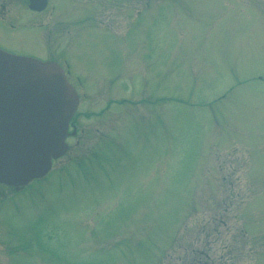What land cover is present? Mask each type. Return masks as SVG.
<instances>
[{
  "label": "rangeland",
  "instance_id": "1",
  "mask_svg": "<svg viewBox=\"0 0 264 264\" xmlns=\"http://www.w3.org/2000/svg\"><path fill=\"white\" fill-rule=\"evenodd\" d=\"M60 1L86 88L113 83L45 177L0 189V264H264V0ZM110 95L133 101L111 131Z\"/></svg>",
  "mask_w": 264,
  "mask_h": 264
},
{
  "label": "water",
  "instance_id": "2",
  "mask_svg": "<svg viewBox=\"0 0 264 264\" xmlns=\"http://www.w3.org/2000/svg\"><path fill=\"white\" fill-rule=\"evenodd\" d=\"M76 104L55 63L0 51V184L17 189L48 172Z\"/></svg>",
  "mask_w": 264,
  "mask_h": 264
},
{
  "label": "flooded vegetation",
  "instance_id": "3",
  "mask_svg": "<svg viewBox=\"0 0 264 264\" xmlns=\"http://www.w3.org/2000/svg\"><path fill=\"white\" fill-rule=\"evenodd\" d=\"M57 12L59 14L62 12L61 1L58 2V0H0V33L9 35V40L22 43V46H17L0 39V49L16 56L31 57L40 61L56 63L61 68L67 82L76 92L78 103L75 113L68 122L67 137L65 139L67 151L64 154L66 155L70 147V141L77 138L75 144H79V139L84 133L82 128L83 123L78 120V117L82 115L86 120H89V114H94L86 111L79 114L81 112L79 110L84 95L86 93L95 92V88L100 87V85L110 79L109 77L113 74L109 77H102L95 88H86L85 83L79 77L81 73L76 70L74 60L71 61V59L66 56L68 53L66 51L65 41L66 37H69V35H65V21L60 18L56 20L55 14H57ZM20 32H23V34ZM71 56L76 57L74 53H72ZM108 83L112 84L113 81L108 80ZM121 84L122 83L119 85ZM121 87L124 88V86ZM113 93L115 92L113 91ZM112 98L114 97L110 95L105 105L99 109L102 115L106 114L107 121L111 122V125L108 127L109 131H111L109 128L112 127L113 123L112 118L114 119L113 113L116 112L120 114L121 108L119 106L123 108L124 102H133L128 98H120L118 100L119 103L116 104L113 103L114 99L112 100ZM142 100L143 102L145 101L144 96L140 101H137L141 102ZM119 114H117V116H119ZM93 131L95 134L99 133L97 129H93ZM111 147L110 144L109 147H105V152L107 153ZM58 160L59 159L54 160L52 166ZM2 188L3 185H0V189ZM10 189L12 194L20 190L11 187ZM2 197L3 196L0 194V200Z\"/></svg>",
  "mask_w": 264,
  "mask_h": 264
}]
</instances>
